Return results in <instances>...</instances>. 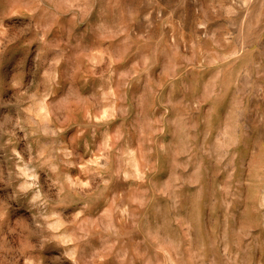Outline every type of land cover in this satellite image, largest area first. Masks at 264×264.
Listing matches in <instances>:
<instances>
[{
    "label": "rangeland",
    "instance_id": "374dc122",
    "mask_svg": "<svg viewBox=\"0 0 264 264\" xmlns=\"http://www.w3.org/2000/svg\"><path fill=\"white\" fill-rule=\"evenodd\" d=\"M0 264H264V0H0Z\"/></svg>",
    "mask_w": 264,
    "mask_h": 264
}]
</instances>
